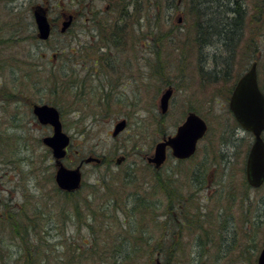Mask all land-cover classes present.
<instances>
[{"label":"rangeland","instance_id":"1","mask_svg":"<svg viewBox=\"0 0 264 264\" xmlns=\"http://www.w3.org/2000/svg\"><path fill=\"white\" fill-rule=\"evenodd\" d=\"M131 1L122 38L106 31L113 32L112 23L103 13L90 18L96 25L93 38V24L84 15L74 17L67 32H59L61 13L74 9L75 0H0V195L8 198L6 204L0 202L1 214L17 228L21 205L27 207L25 221L42 211L36 222H45L48 231L34 239L59 261L50 264H146L164 232L165 187L185 198L183 209L192 220L165 236L168 248L179 247L167 264H257L264 244V182L257 188L246 183L253 139L228 105L237 78L255 59L264 88V17L262 24L252 17L257 0H235L247 19L237 20L234 36L226 42L211 31L222 30L232 2L213 11L202 5L205 14L199 18L189 0ZM94 2L102 8L105 3ZM38 7L51 21L45 40L38 38L33 18ZM100 25L110 39L97 33ZM86 67L98 76L89 78ZM168 84L173 92L162 114L159 98ZM34 103L58 108L71 138L66 166L75 167L88 155L101 158L82 165L83 185L75 194L61 195L56 186L54 158L41 140L52 128L38 122ZM188 111L208 126L195 153L178 160L167 148L165 161L155 169L145 156L153 155L157 141L174 134ZM122 118L126 127L112 135ZM120 156L124 159L118 164ZM137 193L152 200L157 212L154 205L145 217L126 211ZM75 202L79 216L70 215ZM128 212L134 215L125 216ZM256 215L262 221L252 224ZM56 219L62 222L63 239L52 229ZM2 231L3 259L13 260L18 251L9 225ZM166 260L160 258L158 264Z\"/></svg>","mask_w":264,"mask_h":264},{"label":"water","instance_id":"2","mask_svg":"<svg viewBox=\"0 0 264 264\" xmlns=\"http://www.w3.org/2000/svg\"><path fill=\"white\" fill-rule=\"evenodd\" d=\"M33 18L40 39L50 36L51 25L45 11L41 8L33 10ZM73 15H68L60 27L64 32L69 27ZM173 92L171 86L165 88L159 98V110L165 113L168 109L169 99ZM229 109L242 129L249 131L253 140L248 150L245 162V178L252 187H259L264 181V93L261 91L257 80L256 61H252L247 70L236 81L228 101ZM32 112L38 122L49 124L52 133L41 138L47 145L54 158V179L57 186L65 191H73L81 185V166L88 162H100V158L88 155L82 158L75 167H68L63 163L70 143V135L63 129L58 108L48 103H34ZM126 126L124 118L118 120L113 127L112 135H117ZM207 130L206 121L194 111H188L184 120L176 128L173 135L164 136L154 146L153 155L146 156L149 163L160 167L166 158V149L171 148V154L178 159L190 157L196 150L197 141ZM123 159H116L119 163ZM257 264H264V244L258 254Z\"/></svg>","mask_w":264,"mask_h":264},{"label":"trees","instance_id":"3","mask_svg":"<svg viewBox=\"0 0 264 264\" xmlns=\"http://www.w3.org/2000/svg\"><path fill=\"white\" fill-rule=\"evenodd\" d=\"M189 2L192 3L190 5H192L196 9L197 16H199V18H200V15L202 16L205 14V8L206 7L202 6V5L208 6V10H209L210 6L211 7L225 6L227 4V2H232L234 4L233 8L227 7L228 15H230V16L227 15L228 17H226L224 14L223 17L225 18V20H221V22H223V24H224V27L222 28V30H220V32L211 31V36L212 35L218 36V38L221 41L223 40L222 42H226L227 40L229 41L231 39L230 36H231L232 30H233L232 27L236 25L237 20H239V23H240V20L247 19L246 11H243L241 9H240L241 11H239V6L241 8L242 3H240V5H239L235 0H189ZM254 8H255V14H253L252 17L255 18L257 24H259V23L262 24V18L264 17V0H257ZM242 9H246V8H242ZM210 11H213V10L210 9ZM211 27H213V26L210 24L209 28H211ZM207 32H208V30L205 28L204 34H206ZM233 36L234 35L232 34V37ZM33 37H36V36H33ZM211 42H213V41L211 40ZM225 45H227V44H225ZM228 45L230 46V42ZM73 86H75V88H76L77 87L76 83L74 84V82H73ZM259 87L262 90V92L264 93V88L262 87V85L259 84ZM246 183H247V181H246ZM247 185H248V183H247ZM162 191L167 196L166 197L167 203L175 205L177 207V209L180 211V214L182 213V215L185 218H187L186 211L183 209V207H184L183 204L185 202V198H182L179 194H175L171 190H166L165 187H163ZM59 192L61 195H66V196L69 195L67 192H64L61 190H59ZM4 199H8V198L4 197V196L2 197L0 195V202L3 204H6ZM133 201H134V204L131 205V208H129V210L127 208L126 211L135 212L134 213L135 215L136 214L141 215V214L149 213L150 208L153 206V203H154L152 200L147 199V197L144 194H139V193L136 194ZM84 204L88 207V209L91 211V213L94 212V210L92 208H90L91 202L86 201ZM72 206H73L74 211H73V213L71 212L72 214H70V215L71 216L72 215L79 216L80 215V208L78 206V203L75 202ZM21 207H23L24 209L22 210V212H19V210H18L19 214H17V221H16V223L18 225L17 228H15V226L11 224L10 220H8L7 218H4V216L2 215L3 213L1 214L2 209H0V264H32V260H31V262H30V260H28V257H30V252H29V248L27 246L28 237H30V230L33 227L37 228V231L35 232V238L40 237L38 232H42L43 230L48 231L47 228L45 227V225H46L45 222H43V221L36 222V220L43 218V214H42L41 210H36L34 212V214H31L32 219L30 221H25V217L28 215V212L26 211L27 207L24 204L21 205ZM118 207H120V206H116L115 209H118ZM123 207H121V209ZM124 208H126V207H124ZM98 211L100 212L101 215H107L105 213V210L99 209ZM132 212L131 213H129V212L124 213V215L125 216L134 215ZM20 214L22 216H19ZM110 215H111V213H110ZM71 216H69L70 219L72 218ZM12 217H13V213L10 210V218L9 219H12ZM94 217H95V214H94ZM15 218H16V216H15ZM92 219H94V218H92ZM261 221H262V219H259L257 216V219L255 221H252V224H256V223L259 224V222H261ZM6 225H9V227H10V231H11L10 237L12 239V243L16 244L15 246L17 247V251H18L17 252L18 255H16L13 260L12 259H7V260L3 259V255L1 253L2 246H4V238L1 237V236H3V235H1L3 232L2 228L5 229ZM85 225H86V223H85ZM87 225L92 230V228H91L92 225L90 223ZM92 232H93V230H92ZM262 234H264V230H263ZM14 237H15V240H14ZM140 238H141V235H139V237L137 239H140ZM162 243H163L162 240H157L156 246H158L159 244H162ZM30 245H33V244H30ZM44 249L47 251V255L45 256L42 264H50L52 262V260L55 258V255H54V253H52L51 249H48L46 247V244L44 245ZM167 249H168L167 251L159 250V249L155 250V254H152L149 257H147L146 264H158V259H160V258H164L166 260V258L169 259V258L173 257L175 254V251L172 250V247L171 248L167 247ZM158 251H162V252L156 257V254L158 253ZM56 256L59 257L58 254H56ZM56 261H58V259H56ZM169 261L170 260H166V263L161 262V264H167V263H169ZM60 264H64V263L60 262Z\"/></svg>","mask_w":264,"mask_h":264},{"label":"bare ground","instance_id":"4","mask_svg":"<svg viewBox=\"0 0 264 264\" xmlns=\"http://www.w3.org/2000/svg\"><path fill=\"white\" fill-rule=\"evenodd\" d=\"M132 1L131 0H114L113 3L109 4L107 10L105 13L102 14V17L103 16H107V20L108 21H111L112 23V30L113 32L110 30V29H105L106 31H109L110 34H116V38H122V33L121 32H124L126 31V26H127V20L123 19L126 17V10L128 9L129 5H131ZM138 5V4H137ZM213 7L210 6V9H212ZM133 16V15H132ZM123 20L121 23L120 21ZM94 25V26H93ZM92 25V28L90 30V32L92 33V37L94 38V28L96 29V25L95 23H93ZM156 25L157 23H154V26L156 29ZM103 27L104 25H100L98 26V30H97V33L100 34L103 32V35L105 38L107 39H110V37H108L106 35V33H104L105 30H103ZM203 33H204V29L202 30ZM118 40H121L123 42H125V40H122V39H118ZM105 45L107 46L108 44H102V46ZM156 54V53H155ZM159 54V52H158ZM160 54H162V52H160ZM161 64V63H160ZM159 64V60L158 61H155V65L156 67ZM256 66H257V61H256ZM169 86L172 87L171 84H168ZM77 88V87H76ZM173 88V87H172ZM125 119V118H124ZM126 120V119H125ZM127 123V122H126ZM126 127V126H125ZM124 127V128H125ZM113 130V129H112ZM123 130V129H122ZM121 130V131H122ZM112 134V132H111ZM124 158V157H123ZM123 160V159H122ZM117 163V162H116ZM121 162H119L118 164H120ZM154 166V165H153ZM155 169H159L157 167L154 166ZM55 181V179H54ZM56 183V182H55ZM82 174H81V185L79 188L73 190V191H65V190H61V191H64V192H67L69 194H75L82 186ZM57 186V184H56ZM58 187V186H57ZM59 188V187H58ZM154 209L156 210L157 212V209L158 207L156 206V204H154ZM162 205V204H161ZM162 207V206H161ZM155 212V215H159L158 213ZM150 213V212H149ZM149 213H145V214H141L140 216L141 217H145L146 214H149ZM161 216L163 217L162 219H164V223H163V233H162V236L160 237V239L163 241L162 244H159L158 246H156L155 250L159 249V250H165L167 251V246L164 244V240H165V236L167 234H171V233H174L176 231V228L174 227L175 225H178L179 223L180 224H183L182 226L185 227V225H189L191 223V221L188 220V218H185L182 213L180 214V211L177 209V207L173 204H170V203H167L166 202V206H165V211L164 212H161ZM160 216V217H161ZM185 219H187V222L186 224L185 223ZM50 220V219H49ZM48 224H49V221H48ZM53 226H52V229H56V234L55 235H60L61 238L63 239L64 235H65V231L62 227V222L60 220H57L56 219V222H53ZM37 231V228L36 227H33L31 230H30V237H28V241H27V246L29 248V252H30V257H28V260H32V264H42L43 263V260L45 258V256L47 255V251L42 247V245L40 243H35L36 240L34 239L35 238V232ZM52 234L48 232V236H51ZM47 236V237H48ZM164 237V238H163ZM33 244V245H30V244ZM179 249V247H177L176 245L175 246H172V250L173 251H177ZM154 250V251H155ZM162 251H158V253L156 254V257L161 253ZM18 255V254H17ZM15 258V257H14Z\"/></svg>","mask_w":264,"mask_h":264},{"label":"flooded vegetation","instance_id":"5","mask_svg":"<svg viewBox=\"0 0 264 264\" xmlns=\"http://www.w3.org/2000/svg\"><path fill=\"white\" fill-rule=\"evenodd\" d=\"M94 1H96V0H75L74 9H67V11H66L67 14H66V12L61 13L62 21L64 20V17H66V15L68 16L71 14V15H73V17H76L77 15H80V16L84 15L85 17H87V19L90 21V23L93 24L94 21L90 20V18L93 19L96 15H98L100 13H105L109 4L113 3L114 0H98V1H104L105 2L103 8L98 6V3H95ZM44 6L46 7V5H44ZM44 6H41V7H44ZM56 6L58 7L59 4H57ZM85 69H87L88 71H91V74L88 76L89 78H91L93 75L98 74V71H97V74H95L93 72L92 68L86 67Z\"/></svg>","mask_w":264,"mask_h":264}]
</instances>
